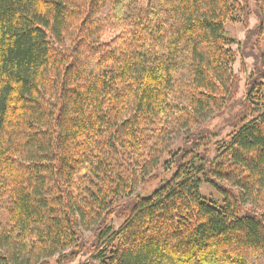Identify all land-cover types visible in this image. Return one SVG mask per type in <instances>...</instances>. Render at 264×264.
Segmentation results:
<instances>
[{
    "label": "trees",
    "instance_id": "trees-1",
    "mask_svg": "<svg viewBox=\"0 0 264 264\" xmlns=\"http://www.w3.org/2000/svg\"><path fill=\"white\" fill-rule=\"evenodd\" d=\"M250 13V0H0V264H264V69L238 98L225 29ZM239 100L212 159L205 124Z\"/></svg>",
    "mask_w": 264,
    "mask_h": 264
},
{
    "label": "rangeland",
    "instance_id": "rangeland-1",
    "mask_svg": "<svg viewBox=\"0 0 264 264\" xmlns=\"http://www.w3.org/2000/svg\"><path fill=\"white\" fill-rule=\"evenodd\" d=\"M251 13L245 22H228L226 24V36L232 39L235 43L232 49L236 53V62L234 64V72L240 79V93L238 98H242L245 94V85L248 78L251 75L260 73L264 69V40L257 36L255 28L258 24V16L256 13V5L254 0H250ZM108 9V8H107ZM105 10L103 15L108 16L110 12ZM241 20H243L241 18ZM187 75L184 72L180 83V92L178 93L177 100L185 104H188V93L186 92ZM241 100L233 102L230 106H227L225 112L222 114H216L212 119L206 122L205 126L210 130L212 136V145L210 146V156L212 159L216 158L218 146L215 144L222 141H230V135L234 130L233 120L236 114L241 112ZM263 110V109H262ZM261 110V111H262ZM257 115V114H256ZM181 138L175 139V142L180 144ZM159 174L161 178L168 176V172H165L164 168H161ZM148 190V189H147ZM201 195L208 200H215L220 202L223 200L222 194L213 187L210 183H203L201 186ZM11 207V201L8 198L0 199V222L2 225H7L8 211ZM113 227L119 230L121 221L115 217L112 221ZM86 239H90L92 236L89 233H85ZM72 264H100L91 253L81 254L75 262Z\"/></svg>",
    "mask_w": 264,
    "mask_h": 264
}]
</instances>
